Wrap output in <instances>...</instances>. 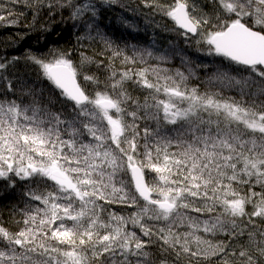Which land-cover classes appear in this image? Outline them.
Wrapping results in <instances>:
<instances>
[{
  "label": "snow or ice",
  "instance_id": "1",
  "mask_svg": "<svg viewBox=\"0 0 264 264\" xmlns=\"http://www.w3.org/2000/svg\"><path fill=\"white\" fill-rule=\"evenodd\" d=\"M210 2L212 11L206 12L196 0L168 4L142 0L144 7L173 21L187 42L195 38V43L207 46V55L222 58V68L238 75L218 68L211 79L238 86L241 96L247 95L251 103L189 89L186 81L193 75L191 67L187 76L177 70L175 77L148 67L117 72L112 67L116 58L135 65L138 58L142 61L153 53L133 48V54L127 55L98 31L111 53L107 78L111 92L99 90L90 95L78 82L82 75L84 81L100 84L95 73L86 71L93 61L82 52L79 63L72 59L74 49L53 48L46 55L24 57L58 90L72 113L70 117L53 113L35 101L27 106L0 100V178L9 179V174L20 180L38 177L45 185L26 192L42 207L27 206L22 228L11 232L0 225V264H155L146 250L153 238L162 254L187 257L188 264H203L212 257H219L215 264H264V232L256 239V232H246L241 226L245 217L249 224L256 217L264 220V99L259 103L253 99L264 97V0ZM9 3H23L32 11L33 21L42 13L51 17L58 9H71L73 27L88 16L91 23L84 21L85 27L95 30L98 8L93 0ZM23 15L0 5V25L16 26ZM42 29L51 31L47 26ZM18 59L0 62V72ZM96 63L99 68L103 61ZM128 81L151 93H163L167 99L153 95L152 105L146 101L141 106L126 90ZM8 88L12 90L10 82ZM129 102L135 107L130 109ZM182 103L187 106L180 107ZM141 107L156 108L154 119L162 112L166 123H179L178 135L161 137L150 145L151 133L144 128L141 144L137 124L143 118ZM173 145L177 151H170ZM149 171L155 173L151 182L146 176ZM244 185L246 193L240 187ZM256 186L262 190L256 191ZM104 204L136 211L128 216L109 212L105 218ZM249 204L251 212L246 210ZM221 234L227 239L209 238ZM245 235L248 241L240 243Z\"/></svg>",
  "mask_w": 264,
  "mask_h": 264
},
{
  "label": "trees",
  "instance_id": "2",
  "mask_svg": "<svg viewBox=\"0 0 264 264\" xmlns=\"http://www.w3.org/2000/svg\"><path fill=\"white\" fill-rule=\"evenodd\" d=\"M75 3H80L81 0H74ZM97 5L98 14L95 18V30H90L85 27L84 21L91 20L85 16L83 20L76 21V27H73V21L69 19L71 9H58L55 15L49 17L42 13L35 21H33L32 11L25 7L23 3L10 4L9 0H0V5L12 8L16 12H23L20 23L16 26L0 25V62L12 60L13 57H19L14 64H9L6 72H0V100H15L17 103L27 106H32L35 101L41 109H46L50 112H62L64 116L70 117L72 109L62 103V98L58 95V90L53 89L52 85L42 77L40 70L30 61L24 59L29 54L46 55L50 49H74L72 59L79 63L80 53L90 57L93 61L87 65L86 71L89 74L95 73L99 78L100 84H92L84 81L81 75L78 82L90 95H94L96 91L107 90L112 91L108 85L110 81L107 79L111 74V69L108 68V57L111 55L106 51L103 39L97 35V31L101 36L110 39L114 45H119L124 49L127 55L133 54V48L140 50H149L153 53L151 57L145 55L141 61L139 58L135 65H126L121 63L120 58H116L112 67L117 71H122L127 68L140 69L144 67L157 68L166 70L161 74H167L175 77L177 70L188 75V69H193V75L186 81V86L191 89L197 88L198 92H217L222 98H232L243 100L251 103L247 95L241 96L238 86L229 85L227 82L211 79L216 69L227 71L233 76L237 73L232 72L231 68H222L220 60L222 58L209 56L204 49L207 47L204 44L195 43V38L191 42H187L180 35L175 24L161 13L153 11V9L144 7L142 0H116L112 4H104L101 0H93ZM161 3L168 4L171 0H160ZM206 12L212 11L210 0H196ZM6 14V13H5ZM30 25L25 27L23 25ZM42 26H47L51 31H44ZM77 37H82L79 41ZM103 53V55H101ZM189 63H185V61ZM103 61V64L97 68V63ZM199 65H207L201 67ZM242 75V74H239ZM7 76V80L4 77ZM150 79L154 77L150 76ZM12 85V90L9 91L8 84ZM125 88L128 93L141 106L154 103L152 96L156 95L157 99H167L163 93L154 94L150 90L139 87L131 81L126 82ZM35 92L33 96L30 92ZM255 91V89H253ZM253 99L257 103L264 97L259 95ZM180 107H186V103L179 104ZM135 105L129 102V108H134ZM139 114L143 117L137 121L141 132V144L144 143V128H147L151 135L147 138V142L151 145L161 137H176L180 129V124L172 125L163 120L162 112L158 118L154 119L153 115L157 113V109L153 107H141ZM31 114V113H30ZM43 116V113H41ZM205 119H208L207 114H202ZM46 118V117H45ZM130 120V117H126ZM215 120V117H212ZM186 127V125H185ZM143 149H141L142 151ZM170 151H177L175 146ZM146 176L151 182L155 173L147 172ZM40 178L32 180H20L12 174H9V179L0 178V225L6 227L11 232H16L23 227L24 213L28 205H39L36 201H31L26 195L30 188H44L45 185L39 183ZM51 185V182H47ZM243 192H247L248 186H240ZM256 191H261L260 186H256ZM155 195V194H154ZM103 204V202H98ZM142 203V201H141ZM103 207L107 210L103 216L107 218L109 212H115L119 215L128 216L136 211V208H130L124 205H107ZM248 212L252 211V205H247ZM191 216H198L197 213H188ZM200 216V219H203ZM156 223V222H150ZM241 226L245 231H254L257 233L256 239H259V233L264 232V220L259 217L254 218V223L249 224L248 218H243ZM129 230H133L132 226H128ZM138 235H141L139 229H134ZM181 228L180 231H184ZM214 241L227 239L224 235H217ZM147 239V238H144ZM153 244L149 246L148 251L152 253L150 257L155 264H159L160 260L166 259L167 264H188L187 257L176 258L174 253H161L159 242L153 238ZM248 241L247 235L240 238V243ZM238 246V244H237ZM249 247H254L248 244ZM64 247V246H61ZM90 254V253H89ZM135 259V258H133ZM219 257H212L203 264H215ZM195 264V262H193Z\"/></svg>",
  "mask_w": 264,
  "mask_h": 264
},
{
  "label": "water",
  "instance_id": "3",
  "mask_svg": "<svg viewBox=\"0 0 264 264\" xmlns=\"http://www.w3.org/2000/svg\"><path fill=\"white\" fill-rule=\"evenodd\" d=\"M173 22V21H172ZM174 23V22H173ZM176 26V25H175ZM177 28V27H176ZM178 29V28H177ZM179 31H182V30H180V29H178Z\"/></svg>",
  "mask_w": 264,
  "mask_h": 264
}]
</instances>
